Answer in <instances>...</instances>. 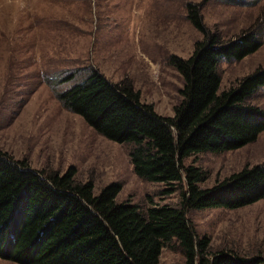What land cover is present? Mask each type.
Instances as JSON below:
<instances>
[{
	"label": "trees",
	"instance_id": "trees-1",
	"mask_svg": "<svg viewBox=\"0 0 264 264\" xmlns=\"http://www.w3.org/2000/svg\"><path fill=\"white\" fill-rule=\"evenodd\" d=\"M206 1L186 5L203 38L190 57L170 61L184 81L173 116L142 102L128 80L114 82L96 69L58 94L67 109L106 138L131 145L139 177L169 185L166 193L186 181L180 202L142 207L118 201L119 183L97 194L92 182H77L73 173L47 174L0 150L1 258L19 264H159L162 249L174 242L185 264H264L262 257L212 252L210 239L199 237L188 217L190 209H237L264 198V164L202 187L208 172L185 163L191 155L239 149L264 132V107L251 101L264 87V67L228 89H221L220 72L223 60H242L263 45V14L225 40L204 22ZM73 78L71 73L61 81Z\"/></svg>",
	"mask_w": 264,
	"mask_h": 264
},
{
	"label": "rangeland",
	"instance_id": "rangeland-1",
	"mask_svg": "<svg viewBox=\"0 0 264 264\" xmlns=\"http://www.w3.org/2000/svg\"><path fill=\"white\" fill-rule=\"evenodd\" d=\"M202 1L0 0V150L47 174L73 173L77 182H92L97 194L119 183L118 201L178 204L186 181L166 193L169 185L139 177L131 145L106 138L58 94L96 69L114 82L128 80L142 102L173 116L184 81L170 61L190 57L203 38L186 7ZM244 1L204 2V22L231 39L264 18V0ZM258 67H264V43L242 60L220 63L221 89ZM71 73L74 78L62 83ZM251 101L264 107V87ZM185 163L202 166L209 178L201 186H211L245 166L264 164V132L239 149L191 155ZM188 217L197 235L210 239L212 252L264 259V198L237 209H190ZM185 263L174 242L162 249L159 264ZM0 264L19 263L0 257Z\"/></svg>",
	"mask_w": 264,
	"mask_h": 264
}]
</instances>
